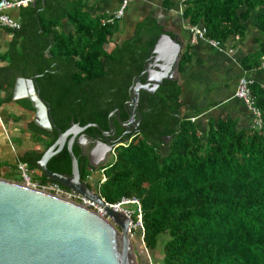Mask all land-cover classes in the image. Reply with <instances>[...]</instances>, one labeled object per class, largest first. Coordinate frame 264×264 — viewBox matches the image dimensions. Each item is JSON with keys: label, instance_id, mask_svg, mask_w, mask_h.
<instances>
[{"label": "trees", "instance_id": "trees-1", "mask_svg": "<svg viewBox=\"0 0 264 264\" xmlns=\"http://www.w3.org/2000/svg\"><path fill=\"white\" fill-rule=\"evenodd\" d=\"M190 1L191 26L205 27L214 41L244 33V20L251 15L264 34V0ZM29 2V26L22 23L14 29L15 41L30 45L26 61L40 74V94L49 102L56 125L65 130L71 120L80 125L95 122L106 130L115 107L126 118L124 100L160 33L152 20L109 52L105 45L113 27L79 22L72 33L60 36L55 24L43 23L39 2L33 9ZM42 11L47 13L46 6ZM48 47L50 58L44 56ZM262 53L264 36L260 67ZM249 88L261 126L239 129L236 120L225 115L201 132L181 114V84L175 78L164 79L154 92L140 90L138 124L127 134L118 119L112 120L114 157L101 166L104 177L97 189L109 203L122 197L139 200L143 229L137 228L132 241L140 264L141 243L151 253L152 264H264V86L252 81ZM41 130L50 138L48 145L56 139L55 130ZM86 131L101 133L95 127ZM73 152L86 180L92 172L86 155L77 144ZM41 155L29 153L24 161L35 167ZM48 168L70 174L66 146L49 160ZM41 181L52 180L43 174Z\"/></svg>", "mask_w": 264, "mask_h": 264}, {"label": "crops", "instance_id": "crops-1", "mask_svg": "<svg viewBox=\"0 0 264 264\" xmlns=\"http://www.w3.org/2000/svg\"><path fill=\"white\" fill-rule=\"evenodd\" d=\"M37 2L43 23L55 24L60 36H66L78 27L79 22L95 26L113 18L123 0H31L30 8ZM45 6L47 13L42 11ZM190 6V0H127L122 17L105 25L114 28L105 46L112 51L117 44L132 37L140 24L146 25L151 19L159 35L166 33L180 45V57L173 75L181 84L182 116L194 121L203 133L210 122L215 123L225 115L234 118L239 129L247 128L254 120L245 103L235 96V89L242 75H248L255 86L264 85V69L258 60L263 30L256 16L251 15L244 20L246 28L240 35H232L215 45L208 36L191 43ZM5 11L26 25L32 10L24 6ZM49 16L52 17L50 22ZM29 48L26 40L15 41L14 29L0 25V177L7 179L17 176L19 162H26L33 173L42 178L39 168L29 165L24 157L29 153L30 156L43 153L50 145L47 144L48 134L35 123V108L24 94L28 91V83L25 79L17 82L21 77L40 75L26 61ZM49 49L44 52L46 58H50ZM17 87L19 95H15ZM100 168L93 169L86 178L95 191L98 179L104 177Z\"/></svg>", "mask_w": 264, "mask_h": 264}, {"label": "water", "instance_id": "water-1", "mask_svg": "<svg viewBox=\"0 0 264 264\" xmlns=\"http://www.w3.org/2000/svg\"><path fill=\"white\" fill-rule=\"evenodd\" d=\"M179 54L180 45L173 38L166 33L158 36L141 72L143 80L137 76L130 89L134 107L138 104L140 90L154 92L164 79L175 78ZM37 75L21 77L17 82L25 79L28 83V91L24 94L35 108L36 125L47 131L55 130L57 137L36 160V166L52 181L96 202L106 214L0 177V264H138L129 233L130 217L109 206L86 180L81 179L79 160L73 152V145L77 144L93 170L106 164L116 144L103 139L106 131L95 122L80 125L71 120L69 127L61 130L53 119L49 102L40 94ZM18 92L19 87L15 95H19ZM109 125L107 132H114L110 121ZM87 127L101 132L89 148L90 141L84 134ZM65 146L71 158L70 174L48 168L49 160Z\"/></svg>", "mask_w": 264, "mask_h": 264}, {"label": "built area", "instance_id": "built-area-1", "mask_svg": "<svg viewBox=\"0 0 264 264\" xmlns=\"http://www.w3.org/2000/svg\"><path fill=\"white\" fill-rule=\"evenodd\" d=\"M31 0H0V25L6 26L8 28L12 29H19L20 23L14 20L12 17H10L5 10L10 8H19L20 6H26L28 2ZM127 6V0H123L122 5L118 8L113 18L107 19L102 22L103 25L106 24H112L115 20V18H120L125 12V8ZM190 41L191 43H196L199 40L207 39L206 36V29L203 26L194 25L190 27ZM210 42H212L213 45L217 44L218 41H214L213 39H209ZM262 63L261 66L264 69V55H262ZM253 80L250 79L248 76H241L238 79L237 86L235 89V96H237L240 99H243L246 104L248 105L249 109L254 113L255 119L254 123L256 125L261 126L262 122L260 117L259 111L253 106L251 102V93L249 88V83H251ZM264 86V85H263ZM114 153V149H112V154ZM17 170L21 172L22 175V181H20L22 184L30 186L35 189H40L42 191L50 192L52 194H55L57 196L64 197L66 199H70L73 201H76L82 205H85L89 208L94 209L96 212H98L101 215H105L106 211L103 207L98 205L96 202L90 200L89 198L79 194L75 190H70L60 183L56 181H41V180H34L31 176L32 171L28 169V167L23 163L19 162L16 165ZM103 171V169H101ZM130 204L136 205L135 209H131L129 207ZM109 206L124 211L129 217H130V223H129V233L132 237L133 229H136V226L141 227L142 226V210L140 206V202L136 197H122V199L119 202L116 203H108ZM137 213V219H133V214ZM133 228V229H132ZM147 251V250H146Z\"/></svg>", "mask_w": 264, "mask_h": 264}, {"label": "flooded vegetation", "instance_id": "flooded-vegetation-1", "mask_svg": "<svg viewBox=\"0 0 264 264\" xmlns=\"http://www.w3.org/2000/svg\"><path fill=\"white\" fill-rule=\"evenodd\" d=\"M140 76L143 77L141 74H140ZM123 106H124V108H125V110L127 112V117L126 118H123L121 116V109H119L118 107H115L109 113L108 119L111 122V124H113L112 120L118 119L120 125L125 127V130H124L123 133L127 134L132 128L136 127L137 124H138V119L136 118V107L137 106L134 107V100L133 101L130 100V95H129L128 99L124 100V105ZM115 113H117V114H115ZM132 116L134 117V119L132 118ZM112 126H113V129L116 131L114 125H112ZM86 129L84 130V134H85V137H86L87 141H90L88 147L87 146L86 147L89 148V147H91L90 145H92L91 142H93L96 138L100 137L101 133L100 134L98 132L90 133V132H87ZM109 129H110V127L108 129H106V130L103 129L104 131H106V133L103 136V139L107 143L113 144V142L115 140H114V137H113L112 133H114L115 131L114 132L112 131V132L108 133L107 131Z\"/></svg>", "mask_w": 264, "mask_h": 264}, {"label": "rangeland", "instance_id": "rangeland-1", "mask_svg": "<svg viewBox=\"0 0 264 264\" xmlns=\"http://www.w3.org/2000/svg\"><path fill=\"white\" fill-rule=\"evenodd\" d=\"M96 20V19H95ZM110 153V152H109ZM109 156V158H108V161L106 162V164H108L109 162H111V160L113 159V157H114V155L113 154H109L108 155ZM25 164V163H24ZM26 165V164H25ZM27 166V165H26ZM28 167V166H27ZM28 169H30L29 167H28ZM31 170V169H30ZM38 170H40V169H38ZM89 170V169H88ZM17 171V176H13V177H10V179H14V180H17V182H20V181H22V175H21V172L19 171V170H16ZM32 171V170H31ZM41 172V171H40ZM90 174V173H89ZM31 176H32V178L34 179V180H40L41 178H39L36 174H34L33 173V171H32V173H31ZM97 191H98V189H96ZM129 207L131 208V209H134L135 208V205H133V204H130L129 205ZM135 214H133V218H135ZM137 228H138V226H136V229L134 228H132L133 230V234H134V237H135V239H136V236L139 234L138 233V231H137ZM166 238V236H164V239ZM140 248H142L141 249V251H140V254H141V256H142V259H144L143 261H144V263L143 264H145V262H148L149 264H152V261L154 260L152 257H151V253H149L148 251H146V250H144L145 248H144V245L141 243V247ZM140 256V255H139ZM141 257H138V259H140ZM146 259V260H145ZM138 262H139V260H138ZM138 264H140V263H138Z\"/></svg>", "mask_w": 264, "mask_h": 264}, {"label": "clouds", "instance_id": "clouds-1", "mask_svg": "<svg viewBox=\"0 0 264 264\" xmlns=\"http://www.w3.org/2000/svg\"><path fill=\"white\" fill-rule=\"evenodd\" d=\"M114 149V148H113ZM110 154H112V151L110 152ZM106 165V164H105ZM100 168V167H99ZM104 171V168H102ZM103 171H100L101 173H103ZM97 191V190H96ZM98 192V191H97ZM109 203V202H108Z\"/></svg>", "mask_w": 264, "mask_h": 264}]
</instances>
